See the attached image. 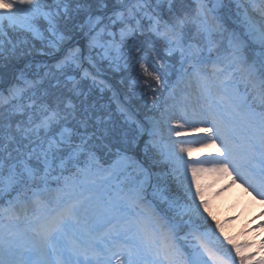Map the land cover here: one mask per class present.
<instances>
[{
    "label": "snow or ice",
    "instance_id": "1",
    "mask_svg": "<svg viewBox=\"0 0 264 264\" xmlns=\"http://www.w3.org/2000/svg\"><path fill=\"white\" fill-rule=\"evenodd\" d=\"M194 3L0 0V264H264L224 247L232 242L208 225L199 181L234 173L264 199V0H232V31L225 0ZM132 52L173 100L179 86L187 91L147 124L121 106L131 132L89 134L87 109L68 98L81 95L77 75L95 82L104 62L118 71ZM165 54L179 57L171 87L166 62L157 68ZM185 127L203 133L202 146L219 141V154L186 159Z\"/></svg>",
    "mask_w": 264,
    "mask_h": 264
},
{
    "label": "rangeland",
    "instance_id": "2",
    "mask_svg": "<svg viewBox=\"0 0 264 264\" xmlns=\"http://www.w3.org/2000/svg\"><path fill=\"white\" fill-rule=\"evenodd\" d=\"M225 2L232 11H229V7H225L220 10V15L225 27L232 31L237 27L234 22L235 5L232 0H225ZM177 6L179 7V5ZM185 6L189 9L194 8V0H185ZM78 40L80 44L86 42L83 38H78ZM33 55L37 62L48 63L50 67L55 64V60L51 56H41L38 52ZM139 56L140 53L132 52L127 58V64L125 65L122 61L118 71L110 68L107 62H104L102 74L98 75L95 82L91 79L81 80L80 75H77V80H80L78 91L81 95L74 97L69 93L68 98L73 100L79 111L87 109V113L91 117L89 134L95 132L97 135H101L106 128L111 129L113 127L123 132L133 131L135 126L131 122H126L125 117L120 112L121 106L132 112L136 120L147 124L152 117L158 118L165 107L181 102L184 91L187 89L183 85L179 86L176 89L175 100H173L169 96L167 88L157 87L155 81L144 74L140 68ZM149 56H151L150 53ZM165 62L167 67L162 70L170 73L167 84L171 87L177 84L181 76L179 57H167L165 54V61L157 64V68H161V64ZM32 71H36L35 66ZM101 80L104 81L103 84L100 83ZM145 80H150L153 86L157 87L155 95L152 89L146 86ZM72 86V82H68L66 77H62L61 88L65 92ZM200 127H208V125H200ZM202 135L203 133L194 132L188 127L182 130L179 139L191 142L186 145L189 152L185 156L190 162L197 159H210L219 154L217 152L219 141L209 146H202L195 142ZM177 138L173 134L172 139ZM140 139L139 152L143 156L144 144L148 140L147 134L145 133ZM98 155L101 156L102 162L110 159L106 153H98ZM234 176V173L229 175L220 172L200 174L199 181L202 192L204 199L208 202L205 215L211 228H216L217 224L222 228V233L217 230L215 234L221 241H224L225 236L231 240V244L224 243L225 248L232 249L233 245L243 246L241 247V254L245 257L252 256L253 261H255L264 257V247H262L264 244V199L258 197L242 181L235 180ZM260 215H263V218L258 221L257 218ZM192 227L206 230L203 221L197 220L195 217L192 220ZM189 230V226L185 225L184 232ZM183 234L182 232L181 235ZM232 255L236 256L234 250ZM112 264H116L115 260ZM235 264H240L239 257L236 258Z\"/></svg>",
    "mask_w": 264,
    "mask_h": 264
},
{
    "label": "bare ground",
    "instance_id": "3",
    "mask_svg": "<svg viewBox=\"0 0 264 264\" xmlns=\"http://www.w3.org/2000/svg\"><path fill=\"white\" fill-rule=\"evenodd\" d=\"M263 218V215H260L257 219L258 221L261 220Z\"/></svg>",
    "mask_w": 264,
    "mask_h": 264
}]
</instances>
